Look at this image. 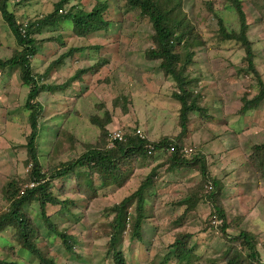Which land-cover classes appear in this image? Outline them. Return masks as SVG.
Masks as SVG:
<instances>
[{
	"label": "rangeland",
	"instance_id": "rangeland-1",
	"mask_svg": "<svg viewBox=\"0 0 264 264\" xmlns=\"http://www.w3.org/2000/svg\"><path fill=\"white\" fill-rule=\"evenodd\" d=\"M18 1H12L10 10L22 22L52 12L53 4L59 0H32L20 6L17 5ZM175 1L160 0L163 5L170 7L176 5ZM183 1L182 13L193 20L203 40L208 43H196L195 64L190 68L192 76L201 78V84L195 85L193 90L204 97V104L208 107L205 115L208 117H202L198 113L191 114V134L187 143L189 147H197L207 154L209 175L212 180L217 179L222 184L221 202L227 217L235 221L239 230L259 234L256 236L260 255L257 264H264V178H258L245 164L247 156L252 153V146L264 144V103L245 116L238 114L243 105L242 98L246 95L252 98L257 93L251 89L255 81L244 77L242 73L244 52L234 45L232 51L210 48L218 44L215 38L218 22L209 16L206 2L214 1V8L220 9L226 24L232 29L238 27L234 13L224 8V4L218 0ZM243 2L250 24V40L255 44L257 65L264 80V0ZM75 3L77 2H72ZM95 4L96 0H81L78 7L90 11ZM172 17L175 18V15ZM105 18L109 21L107 32L96 33L97 35L84 39L72 33L70 21L64 22L63 28H46L37 35L38 40H43L39 46L41 50L33 61L37 77H45L42 84L52 87L69 85L66 90L55 94L43 93L36 99L44 105L39 139L42 154L45 155L41 159L44 164L51 147L48 144L49 136L55 137V132L63 127L70 136L79 139L80 143L74 144L71 150L70 143L65 138L62 141L67 149L59 154L58 159H70L84 151L82 144L94 143L99 138L100 128L92 122V117L99 116L104 120L108 113L112 123L107 129L112 132L137 129L152 140L179 133L181 104L174 99L178 87L164 75L159 68V61L148 58L149 50L155 47L150 21L141 18L137 10H127L125 0H109ZM57 36L63 37L65 46L59 41L57 43ZM17 46V41L0 12V59L10 58ZM88 46L101 49L92 48L72 54L60 66H55L70 48ZM222 46L228 47L229 44ZM0 72L1 190L11 179L24 177L27 172L24 165L27 159L26 137L30 134L31 127L30 112L25 108L30 89L23 85L20 68L5 71L1 69ZM123 98L128 99V106L123 108L126 112L121 108L125 106ZM119 100L121 106L117 105ZM151 168L144 165L136 171L128 187L119 190L111 187L110 192L90 204L82 224L71 231L77 235L74 251L78 255L67 254L59 239L56 244L46 247L49 255H54L60 264H111V257L107 258L106 233L110 232V220L115 215L107 214L106 209L137 190ZM198 172L200 171L196 166L190 170L178 171V174L167 176L163 180L165 184L161 183L163 190L159 196L160 205L148 214L159 219L156 224L158 231L155 232L146 224L143 244L137 245L128 233L120 246L126 252L129 264H161L177 233H186L187 229L196 232V229L205 226L204 221L211 210L203 204L188 217V228L181 230L172 227L174 218L178 216L170 213L166 215L163 208L177 197H185L190 187L200 184L202 177ZM184 173L187 175L183 179H177ZM69 184L72 185V182ZM75 200L80 203V208L87 206V202L79 196ZM174 209L178 214L185 208H174L172 205L168 211H175ZM52 213L53 210H50V214ZM245 215L248 218L243 222L242 217ZM154 233L157 239H154ZM199 237L198 253L204 254L207 251L205 260H217L229 246L218 230L208 228V232ZM49 241L52 243L51 239ZM3 249L0 245V258H4ZM25 264L29 263L25 261Z\"/></svg>",
	"mask_w": 264,
	"mask_h": 264
},
{
	"label": "trees",
	"instance_id": "trees-1",
	"mask_svg": "<svg viewBox=\"0 0 264 264\" xmlns=\"http://www.w3.org/2000/svg\"><path fill=\"white\" fill-rule=\"evenodd\" d=\"M12 1L0 0V12L18 46L10 58L0 59V70L20 68L23 85L30 89L25 108L30 112L31 132L26 137L27 159L24 165L27 172L24 177L11 179L0 190V245L4 248L5 254L4 258H0V264H25V261L29 264H60L54 255H49L47 249L49 244H56L57 239L61 241L67 254L78 255L74 251L77 235L71 231L82 224L90 204L110 192L111 187H116V190L128 187L136 171L144 165L152 168L146 177L140 180L137 190L106 209L107 214L115 215L110 220V232L106 233L107 258L111 257V261L109 260L111 264H129L126 252L120 249L126 234L129 233L138 245L144 243L146 224L155 232L158 231L156 224L159 219L148 214L158 209L160 205L159 196L163 190L162 184H165L163 180L167 176L178 174V171L190 170L196 166L202 177L200 184L190 187L185 197H177L163 208L166 215L170 213L178 216L174 218L172 225L175 230L184 227L187 229L190 221L188 217L196 212L201 204L209 207L211 213L204 221L205 226L196 229V232L187 229L186 233L182 231L177 233L174 241L168 246L169 251L161 264L259 263L257 235L239 230L235 221L227 217L221 202L222 184L217 179H211L207 154L197 147H189L187 143L191 134L189 128L191 114L198 113L203 117L208 109L204 104V97L193 90L195 85L201 84V78H197L196 75L193 77L190 70L195 64L196 43L198 45L202 41L205 45L208 43L203 40L193 20L182 13L184 1L176 0V5L170 7L163 5L160 0H125L127 10H137L140 17L148 19L152 25L154 31L152 40L155 47L149 50L148 58L159 61V68L164 75L178 87L174 99L181 104L179 133L152 140L146 133L141 137L137 129L134 131L125 129L121 131L124 140L110 147L112 131L108 130L107 126L112 123L111 116L108 113L105 121L95 116L92 117V122L100 128V136L96 142L82 144L84 148L82 153L70 159L59 160V154L66 152L67 149L63 146L64 138L70 143V150L74 144L80 143L79 139L70 136L62 127L55 132V137H51L52 135L48 137V144L51 147L49 154L46 155V164L41 161L45 155L42 154L39 143L44 105L36 99L43 93L55 94L57 91L66 90L69 85L52 87L46 83L42 84L45 77H37L33 61L39 54L41 50L39 46L43 41L38 40L37 35L46 28L52 29L56 26L63 28V23L68 21L72 23V33L81 39L107 32L109 21L106 20L105 14L109 10V0H96L90 11L78 7L81 0H59L53 4L52 12L22 22L15 12L10 10ZM30 1L32 0H19L17 5H26ZM74 1L77 3L72 4ZM218 1L224 4L228 11L234 13L238 27L232 29L226 24L220 9L214 8V1L206 2L209 16L218 22L215 35L218 44L210 48L232 51L234 45L236 49L244 52L242 73L244 77L255 81L251 89L257 92L252 98L248 95L242 98L243 105L238 114L245 116L264 103V80L257 65L255 44L250 40V24L243 0ZM173 14L175 18L172 17ZM56 41L65 46L63 37L57 36ZM223 44L229 46L224 47ZM92 48L72 47L55 66L57 64L60 66L72 54ZM75 77L76 75L73 78ZM123 100L125 106L121 108L126 112L127 110L123 108L128 106V99ZM117 105H120V100ZM245 164L258 178H264V144L252 146V153L247 156ZM185 175L187 174L184 173L177 179L181 180ZM77 196L87 202L84 209L80 208V203L75 200ZM172 205L174 208L180 206L185 209L176 214L175 209L168 211ZM50 210H53L52 214ZM242 218L244 222L245 217ZM208 228L220 231L226 243H229L217 260H205L207 251L204 254L198 253L201 240L198 239L199 235L207 233ZM155 234L153 237L157 239Z\"/></svg>",
	"mask_w": 264,
	"mask_h": 264
},
{
	"label": "built area",
	"instance_id": "built-area-1",
	"mask_svg": "<svg viewBox=\"0 0 264 264\" xmlns=\"http://www.w3.org/2000/svg\"><path fill=\"white\" fill-rule=\"evenodd\" d=\"M137 133L144 137V133L141 130H137ZM124 140V135L121 131H114L111 133L110 137V147H114L117 142H121ZM221 223V222H219Z\"/></svg>",
	"mask_w": 264,
	"mask_h": 264
},
{
	"label": "crops",
	"instance_id": "crops-1",
	"mask_svg": "<svg viewBox=\"0 0 264 264\" xmlns=\"http://www.w3.org/2000/svg\"><path fill=\"white\" fill-rule=\"evenodd\" d=\"M247 159V158H246ZM245 217V219H247L248 218V215H245L244 216ZM230 220H232V219H230ZM246 221V220H245ZM235 233H237V232H235ZM254 235H259V234H254ZM198 239H200V237L198 238ZM199 243H200V241H199ZM200 247V246H199ZM141 248V247H140ZM199 249V248H198Z\"/></svg>",
	"mask_w": 264,
	"mask_h": 264
}]
</instances>
